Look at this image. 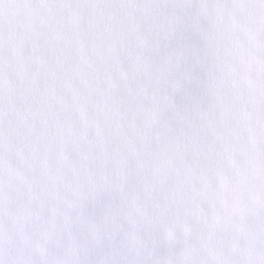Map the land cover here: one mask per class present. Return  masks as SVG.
Listing matches in <instances>:
<instances>
[{"label": "snow or ice", "instance_id": "6c2138e0", "mask_svg": "<svg viewBox=\"0 0 264 264\" xmlns=\"http://www.w3.org/2000/svg\"><path fill=\"white\" fill-rule=\"evenodd\" d=\"M0 264H264V0H0Z\"/></svg>", "mask_w": 264, "mask_h": 264}]
</instances>
